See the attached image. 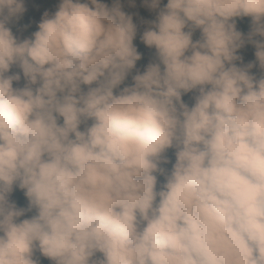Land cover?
<instances>
[{
  "label": "clouds",
  "instance_id": "obj_1",
  "mask_svg": "<svg viewBox=\"0 0 264 264\" xmlns=\"http://www.w3.org/2000/svg\"><path fill=\"white\" fill-rule=\"evenodd\" d=\"M24 11L0 0V264H264V0H167L140 37L158 62L122 88L141 55L119 0H60L19 40Z\"/></svg>",
  "mask_w": 264,
  "mask_h": 264
},
{
  "label": "rangeland",
  "instance_id": "obj_2",
  "mask_svg": "<svg viewBox=\"0 0 264 264\" xmlns=\"http://www.w3.org/2000/svg\"><path fill=\"white\" fill-rule=\"evenodd\" d=\"M112 0H100L101 3L105 4L108 8H110ZM81 2H85L84 0ZM60 0H25V11L20 16L23 20L31 22L33 24H37L41 21L45 13L49 15L53 14L58 6ZM119 7L121 11H123L126 15L131 16L133 24L136 26V35L133 39V45L136 47L137 51L141 55V59L136 62V67L130 70L129 75L126 77V80L129 84H132V76L139 72H143L146 66L152 62L154 56L156 55V50L154 48L147 47L140 39L143 32L152 26V22L156 20L158 12L160 9L164 8L167 4V0H160V5L158 8H151L145 4V0H120ZM89 7H94L89 4ZM188 29L185 28V31ZM198 29H196L193 34H197ZM19 40L26 39L24 36L19 34H15ZM255 52H253L250 48H248L245 44L243 47L238 49L237 55L241 57L240 60L234 61L237 66H243L248 63H253L254 67L250 69V74L256 75L257 77L260 75V69L258 66V62L255 59ZM18 73L21 75V80L19 82L14 81L13 87H22L25 83L22 71L18 66L13 65L8 74ZM87 86H82V88L86 89ZM196 91L186 93L182 95L183 101H190L191 104L194 103V96L196 95ZM83 127V126H81ZM169 163L172 165L174 163V149H168L164 154ZM22 192L23 190L18 189L17 187H13L12 193L9 195V199L13 202H16L15 194ZM24 196V195H23ZM23 217L21 219H24ZM34 258L43 259L45 257L41 256L39 251L37 250L34 253ZM50 264H53L51 261Z\"/></svg>",
  "mask_w": 264,
  "mask_h": 264
},
{
  "label": "trees",
  "instance_id": "obj_3",
  "mask_svg": "<svg viewBox=\"0 0 264 264\" xmlns=\"http://www.w3.org/2000/svg\"><path fill=\"white\" fill-rule=\"evenodd\" d=\"M81 1H83V0H81ZM119 2H120V0H119ZM115 4H116V0H112L111 4H110V8L115 6ZM233 19L235 21L237 31L241 32L242 35L245 37V43L244 44L248 48H250L253 52H255V47L251 43H249L246 39L247 34L251 30V18L250 17H236ZM6 26H8L11 29L13 35L19 34L21 36H24L25 38H31L32 33L35 32L36 30H38L37 24H33L31 22L25 21L21 17L13 19ZM199 37H200V31L198 29V33L195 35L193 34V40L195 41V40L199 39ZM256 39H260V38L256 37ZM152 62H158L156 55L154 56ZM126 85H130V84L125 79L124 83L120 87L122 88ZM184 102L187 103L189 106L192 105L190 101H184ZM161 167H164L166 169H170L171 164L170 163L161 164ZM157 179H158L157 188H159V184L163 182V176L157 174ZM15 199H16L15 203H16L17 207H26L27 206V199L25 196L22 195V192L16 193ZM32 214H34V213H26L24 217L28 218ZM21 218H23V217H21ZM96 255H97V257L100 256L99 253H97ZM50 262L51 261L48 258L39 259V264H50Z\"/></svg>",
  "mask_w": 264,
  "mask_h": 264
}]
</instances>
